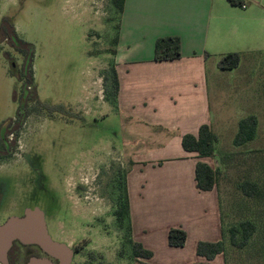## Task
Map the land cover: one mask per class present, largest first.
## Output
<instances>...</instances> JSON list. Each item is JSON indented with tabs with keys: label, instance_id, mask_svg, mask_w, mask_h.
Segmentation results:
<instances>
[{
	"label": "rangeland",
	"instance_id": "374dc122",
	"mask_svg": "<svg viewBox=\"0 0 264 264\" xmlns=\"http://www.w3.org/2000/svg\"><path fill=\"white\" fill-rule=\"evenodd\" d=\"M110 1L0 0V125L15 119L21 84L9 71L12 64L20 70L23 63L1 31L3 18L34 48V85L38 101L46 105L29 103L25 124L19 128L13 120L8 130L6 139L13 146L0 162V209L12 217L41 209L51 237L78 249L74 264H137L127 258V249L124 258L118 257L123 233L115 224L114 202L131 156L143 142L155 146L160 136L151 130L128 134L123 120L106 106L101 76L110 71L113 56L104 51L112 49L117 25ZM89 51L95 56L88 57ZM211 69L207 64L212 131L218 135L215 149L225 159L218 187L224 261L264 264V188L255 199L236 190V180L251 168L264 187V67L253 58L234 74L213 76ZM248 116L257 120L256 137L244 149L257 150L259 156L245 158L236 170V159L229 158L237 153L232 143L239 121ZM246 219L256 230L245 249H232L228 230ZM193 248L191 241L184 250L188 262ZM31 252L42 256L35 247L22 249V256ZM214 264H223L222 258Z\"/></svg>",
	"mask_w": 264,
	"mask_h": 264
},
{
	"label": "crops",
	"instance_id": "0c3cea01",
	"mask_svg": "<svg viewBox=\"0 0 264 264\" xmlns=\"http://www.w3.org/2000/svg\"><path fill=\"white\" fill-rule=\"evenodd\" d=\"M164 37L180 40L179 60L153 61L154 44ZM115 51L117 111L106 104L108 110L123 120L128 134H160L155 146L143 142L131 156L126 181L133 239L152 252L150 264H214L221 256L208 263L195 249L199 241H220L218 195L196 189L194 169L198 161L215 168L217 159L185 152L181 138L196 136L202 125L212 131L207 64L213 76L234 74L253 58L264 67V0H249L242 8L226 0H124ZM235 53L236 69H218L222 56ZM174 212L181 217L173 219ZM175 227L186 232L182 248L168 246V230ZM191 241L188 262L184 250Z\"/></svg>",
	"mask_w": 264,
	"mask_h": 264
},
{
	"label": "trees",
	"instance_id": "16d2710c",
	"mask_svg": "<svg viewBox=\"0 0 264 264\" xmlns=\"http://www.w3.org/2000/svg\"><path fill=\"white\" fill-rule=\"evenodd\" d=\"M231 6L242 8L244 0H226ZM111 7L117 17V25L115 26L116 35L112 41V49L110 51H104V53H110L113 56V62L109 72H105L101 77L103 78L104 96L105 101L111 106L112 111H117V97L119 91V81L116 72V65L114 63V56L116 54L115 48L118 43V30L119 19L123 12L124 0H111ZM1 31L9 38L11 47L23 56V63L20 70H18L13 64L9 71L10 75L15 77L21 84L19 104L15 113V119L18 121V127L23 124L26 119L27 112L26 106L29 103H36L39 108H46V105L41 104L38 101L36 94V87L34 85L33 78V46L22 41L16 34L14 26L10 19L3 18L1 20ZM96 53L88 52V57L95 56ZM181 58L180 40L177 37H164L156 40L154 44L153 61L154 62H171L177 61ZM240 63L239 54H227L222 56L217 63V67L223 71L234 70ZM32 86V88H31ZM16 93L13 94V100H16ZM25 111V113H23ZM12 125V119L4 121L0 125V162L1 160L8 158L7 154L10 151L11 143L5 140L10 126ZM257 120L254 116H248L242 119L238 123V132L233 139V148L237 150L235 155H231L229 158L235 160L234 167L239 169L244 164L245 158L250 160L258 159L259 151L244 149L247 144L251 143L256 137ZM218 141V137L211 131L208 125H202L196 136L191 134H185L181 138V147L185 152L195 153L198 159H217V167L212 168L208 164L198 161L194 169V181L195 187L200 192H209L216 190L219 202L220 212V195L218 193L219 180L222 174L221 165H225L222 161V157L215 149V144ZM242 160V161H241ZM258 161V160H257ZM256 161V162H257ZM132 163H130V166ZM252 168L246 171L243 176H240L236 180V190L241 194L243 198L255 199L261 195V191L264 187H261V176L259 174L252 173ZM127 173L122 177V183L119 187V196L115 199L113 217L116 227L123 233V248L118 253L119 258H124L126 254L127 258L137 264H150L153 254L151 251L145 249L140 243L135 242L132 235V222L130 215V204L127 191ZM221 222V215H220ZM256 230V225L253 221L246 219L240 221L237 225L231 226L228 230V243L232 249L243 250L245 249ZM222 240L217 242L199 241L196 244L195 253L198 258L204 259L206 262H212L217 256H221L223 264H225L224 258L226 256L227 244L224 238L223 227H221ZM186 232L181 227L170 228L167 233V243L172 248H182L186 243ZM36 248V247H35ZM125 249L128 253L125 254ZM38 250V249H37ZM41 253V252H40ZM42 254V253H41ZM32 256L40 257L37 254L29 255L25 257V264ZM92 258V255H88ZM74 264V262L72 263Z\"/></svg>",
	"mask_w": 264,
	"mask_h": 264
},
{
	"label": "water",
	"instance_id": "95a60500",
	"mask_svg": "<svg viewBox=\"0 0 264 264\" xmlns=\"http://www.w3.org/2000/svg\"><path fill=\"white\" fill-rule=\"evenodd\" d=\"M36 247L44 256H32L25 264H72L73 249L49 234L44 212L27 209L21 217H11L0 225V262L6 264L12 243Z\"/></svg>",
	"mask_w": 264,
	"mask_h": 264
},
{
	"label": "flooded vegetation",
	"instance_id": "af4514ba",
	"mask_svg": "<svg viewBox=\"0 0 264 264\" xmlns=\"http://www.w3.org/2000/svg\"><path fill=\"white\" fill-rule=\"evenodd\" d=\"M17 111V110H16ZM29 111H30V104H28L27 106H26V112H27V116H26V119H27V117L29 116ZM23 113H25V111L23 112ZM15 117V116H14ZM26 119H25V121L23 122V124L21 125V126H23L24 124H25V122H26ZM13 120H16V119H13ZM12 120V125L14 124L13 121ZM18 123V121H16V124ZM18 125V124H17ZM20 126V127H21ZM10 129V128H9ZM11 135V134H10ZM5 140L7 141V139L5 138ZM8 142V144H10V142L9 141H7ZM11 145H13V144H11ZM11 148H12V146H11ZM11 148H10V150H11ZM24 154H22V156H23ZM6 213L8 212V211H5ZM12 216L11 215H7V214H5V215H3V213H2V209H0V225L1 224H3L4 222H6L9 218H11ZM13 217H19L18 215H13ZM30 247H34V246H25V245H22L21 243H19L18 241H14L13 243H12V245H11V247H10V249L8 250V252H7V256H6V264H23L24 263V260H25V257L24 256H22V249H24V248H30ZM72 249H73V251H74V258H75V256H77V254H78V249H76V248H74V247H71ZM31 255H34V253L33 252H31L30 253V256ZM42 256H44L43 254H42ZM74 258H73V260H74ZM72 263H73V261H72ZM0 264H3V263H1L0 262Z\"/></svg>",
	"mask_w": 264,
	"mask_h": 264
},
{
	"label": "built area",
	"instance_id": "2783aa9c",
	"mask_svg": "<svg viewBox=\"0 0 264 264\" xmlns=\"http://www.w3.org/2000/svg\"><path fill=\"white\" fill-rule=\"evenodd\" d=\"M244 5L242 6V7H245L246 6V4L249 2V0H244Z\"/></svg>",
	"mask_w": 264,
	"mask_h": 264
}]
</instances>
